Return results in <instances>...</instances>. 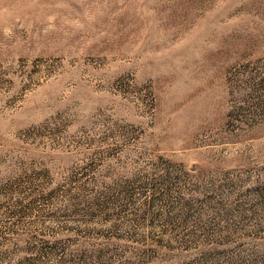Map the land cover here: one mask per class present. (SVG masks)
Wrapping results in <instances>:
<instances>
[{
  "label": "rangeland",
  "instance_id": "1",
  "mask_svg": "<svg viewBox=\"0 0 264 264\" xmlns=\"http://www.w3.org/2000/svg\"><path fill=\"white\" fill-rule=\"evenodd\" d=\"M0 264H264V0H0Z\"/></svg>",
  "mask_w": 264,
  "mask_h": 264
}]
</instances>
